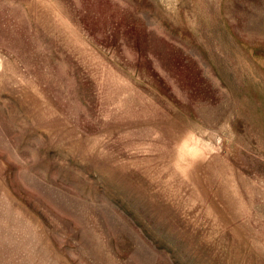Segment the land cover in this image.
<instances>
[{
  "label": "rangeland",
  "instance_id": "rangeland-1",
  "mask_svg": "<svg viewBox=\"0 0 264 264\" xmlns=\"http://www.w3.org/2000/svg\"><path fill=\"white\" fill-rule=\"evenodd\" d=\"M0 264H264V0H0Z\"/></svg>",
  "mask_w": 264,
  "mask_h": 264
}]
</instances>
